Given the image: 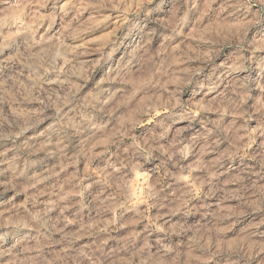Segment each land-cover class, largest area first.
I'll list each match as a JSON object with an SVG mask.
<instances>
[{
	"label": "clouds",
	"instance_id": "1",
	"mask_svg": "<svg viewBox=\"0 0 264 264\" xmlns=\"http://www.w3.org/2000/svg\"><path fill=\"white\" fill-rule=\"evenodd\" d=\"M0 264H264V0H0Z\"/></svg>",
	"mask_w": 264,
	"mask_h": 264
}]
</instances>
